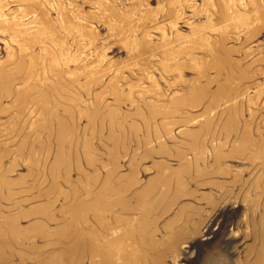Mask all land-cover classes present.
I'll return each instance as SVG.
<instances>
[{"label": "bare ground", "instance_id": "obj_1", "mask_svg": "<svg viewBox=\"0 0 264 264\" xmlns=\"http://www.w3.org/2000/svg\"><path fill=\"white\" fill-rule=\"evenodd\" d=\"M150 1L0 0V138L17 142L0 145V264H165L188 234L163 237L176 204L138 177L157 142L144 158L194 197L196 230L224 232L228 264H264V183L218 180L264 171V0ZM21 161L41 184H13Z\"/></svg>", "mask_w": 264, "mask_h": 264}, {"label": "rangeland", "instance_id": "obj_2", "mask_svg": "<svg viewBox=\"0 0 264 264\" xmlns=\"http://www.w3.org/2000/svg\"><path fill=\"white\" fill-rule=\"evenodd\" d=\"M94 1V0H93ZM97 3L96 4H90V6H89V4L87 5V6H89V8L87 7V6H84V8H86L84 11H89V10H99L98 9V2H100V0L99 1H97V0H95ZM104 1V0H103ZM105 1H107V0H105ZM159 2V0H151L150 2H151V8H152V6L155 8V7H157L158 8V4H160V3H158ZM163 1H165V0H163ZM108 2L109 3H111V0H108ZM123 2H124V0H123ZM156 2H157V4H156ZM126 3V5H127V0H126V2H124V4ZM80 4V3H79ZM81 5V4H80ZM91 5H92V8H91ZM94 5H97L96 7L94 6ZM156 8V9H157ZM93 12V11H92ZM156 36H157V34H156ZM261 43H262V45L260 46V48H263L264 49V37L261 35ZM3 45L0 43V48L2 47ZM262 52H264V50H262L261 51V53ZM258 53H260L259 51H258ZM117 57H115V60H117V61H119L120 59H121V61H125V59H126V56H125V54H124V56L122 57V58H120V59H116ZM118 58H119V56H118ZM264 60V59H263ZM263 60H261V61H263ZM120 62V61H119ZM260 63V65H257V67H259V68H261V69H264V65H262L263 64V62L261 63V62H259ZM262 65V66H261ZM191 76H193L192 74H190ZM190 75L187 73L186 74V77L189 79V77H190ZM189 76V77H188ZM260 78L261 79H259V81H256V82H260V83H264V74L263 75H261L260 76ZM187 79V80H188ZM161 84V83H160ZM160 86H163L162 84L160 85ZM0 120H2V121H5V119L4 118H0ZM142 130H141V132L144 130L143 128H141ZM13 136H11L10 138H6V140H4L5 139V137H1L0 138V145H6V143H8L7 145H9V149L10 150H13L15 147H16V144H17V142L15 141V140H11L12 142L11 143H9L10 142V139L12 138ZM138 138H141V137H138ZM134 139H136V138H133L132 140H131V142L134 140ZM139 142H140V140H138ZM137 140H134L133 141V143H135L136 144V142H138ZM130 142V143H131ZM157 141H155V143H156ZM132 143V146H131V149L130 150H136V149H133V147L135 148V146L137 145H135V144H133ZM153 143H154V141H153ZM159 145V144H161L160 142H157L155 145L153 144L152 145V143H151V145L153 146H149V147H151L152 149L153 148H155L156 147V145ZM165 144V143H164ZM157 145V147L155 148V149H159V146ZM155 146V147H154ZM145 147V146H144ZM149 147L147 146L146 148H144V149H146V151H144V149H142L143 151H137V153L139 154V153H141L142 155H143V157H142V155L140 156H138V154L136 155V158H138V160L140 161L141 159H143V162H145V160H146V162L145 163H142V162H139V163H142V165L141 164H139V169L138 170H142L141 172H140V174H143V175H140V176H138L139 177V179H140V181L141 180H144V183H143V181H141V184H148L149 183V181L147 182V179L149 180H152V181H150V183H154V184H156L157 183V186L160 188H158V187H156V190L157 189H159V191H158V194H159V192H160V194L159 195H164V196H166V197H162L163 199H169V198H167V197H171L168 201L165 199V201H167V203L164 201V203H163V201L161 202L162 204H164L163 205V207H161L162 206V204L160 203V206L158 207V208H155V209H157V211H158V213L160 214L162 211L161 210H163V211H166L167 209H168V205H169V207H170V205H172L173 203H171V201L172 202H174V204H176V205H174L175 207H172V211H170L169 212V216L168 217H166V215H165V217L166 218H169V220L168 219H166L165 217H164V219L162 218V222L161 223H159L161 226H164V221L166 220L167 221V224L169 223V225L170 224H172V225H168L167 227H166V229H165V231L166 230H170L171 228H173L174 229V227H175V229L176 230H179V231H181V236L180 237H182L183 236V234L184 233H186V234H188V236L186 235V236H183L182 238H179L177 241H175L174 239H170V237L166 240L167 241V243L165 242V244L166 245H164V247H162V249H166V248H168L169 247V245L168 244H171L170 246L171 247H169V248H171L172 249V244L174 243L175 244V246H174V250L173 251H171L172 252V255H170L171 254V252H170V254H168L169 253V251H167V249L164 251V253L167 251V253H166V255H167V258H168V255H170L169 256V258L167 259V261L165 262V264L167 263V264H204L205 263V261L206 260H208V259H214L216 262H217V264H228V263H230V261H229V256H228V253H227V251H226V249H225V247H224V232L223 231H213L212 233L213 234H211L210 236H206V235H204L203 233V231H201L202 230V228L200 229L199 228V230L197 231L196 229H198V228H196V226L197 227H199V225H200V218L198 219V218H196V217H198V216H196V213H195V206H196V203L194 202L195 201V199H194V197L192 196V197H188V196H186V197H183L182 196V198L180 197V194H179V192H178V190H176V191H174L176 188H175V184H176V182L175 181H173V179H172V182H175V183H171L170 184V186L172 185V186H174V189H172L171 190V188L172 187H169L170 189H167V191L165 192L164 191V189H162V187H161V185H159V184H161V182H159V184H158V181L157 182H155L156 180H158V179H156L155 177H156V175L158 174V168H156V167H158L156 164V162L158 161V163L159 162H162V161H165V158H164V160H162L161 159V161H159L160 160V158L161 157H164V156H161V155H157V150H152V152L154 153V155L151 153V156H150V158L152 157V160L151 159H149V157H145L144 158V154L143 153H146L147 152V149L148 150H150L149 149ZM143 148V147H142ZM174 148V149H173ZM171 150H172V152L174 153L175 152V150H176V148H175V146L173 147L172 145H171ZM174 150V151H173ZM100 152V151H99ZM155 152H156V154H155ZM131 153H128V155H130ZM135 156V155H134ZM155 156V157H154ZM263 159H264V153H263V156H261ZM132 156L129 158V160L131 161L132 159ZM156 158V159H155ZM159 158V159H158ZM12 160V156L10 155V156H8V157H6V158H4V160H3V164H4V166H6V165H8L9 164V162ZM126 160V161H125ZM125 160H123L122 162H121V164H124L125 166H126V164L128 163L129 164V161L127 162V159H125ZM151 160V161H150ZM155 160H157L156 162H155ZM125 161V162H124ZM153 161L155 162V166L154 167H150V166H153L154 165V163H153ZM256 161H258V160H256ZM260 162V161H259ZM255 163L256 164V166L254 165V167H251L253 170L254 169H256L255 167H259V165L258 164H260V163ZM152 163H153V165H152ZM168 163H170V164H173V168H175V167H177V166H175V164H176V162H173V163H171V161L170 162H168ZM175 163V164H174ZM232 163V164H231ZM243 163V164H242ZM228 164H231L232 165V172L233 173H235L236 171L237 172H240V173H242L241 175H239L240 176V178L241 179H239V178H237L238 177V175H236V176H232V175H229V176H227V178L225 179V178H223V179H218V180H220V181H223V182H226V184H241V183H243V181H247V183L246 184H258V183H260V184H262V183H264V171L263 172H261V171H254V173L255 174H253L252 173V169H250V163H246L245 161H239V162H229ZM145 165V166H144ZM147 165V166H146ZM230 165V166H231ZM143 166V167H142ZM148 166L150 167V170L148 169H145V170H147V171H143V169L144 168H148ZM246 167V168H244V167ZM262 166V165H261ZM238 167V168H237ZM142 168V169H141ZM246 169V171L244 170V169ZM264 168V167H263ZM158 169V170H157ZM243 169V170H242ZM258 169H261L260 167L258 168ZM257 169V170H258ZM122 170H124L123 172L125 173L126 171V169H122ZM241 170V171H240ZM235 171V172H234ZM249 171V172H248ZM144 172V173H143ZM149 172V173H148ZM123 173V174H124ZM126 173H128V171L126 172ZM125 173V174H126ZM239 173V174H240ZM249 173V174H248ZM260 173V174H259ZM262 173V174H261ZM121 174H122V171H121ZM231 174V173H230ZM235 174H237V173H235ZM259 174V175H258ZM251 175H253V177H251ZM232 176V177H231ZM248 176H250V177H248ZM260 176H262V177H260ZM142 177V178H141ZM152 177V178H151ZM229 177L230 178H234V179H229ZM244 177V178H243ZM258 177H260L261 179L259 180V178ZM8 178L13 182V184H34V180L36 181V179H35V173H33V172H29L28 171V167L27 166H25L24 165V163L21 161V162H19V166L16 168V171L15 172H13V173H11V174H8ZM236 178H237V180H236ZM245 178H247V179H245ZM251 178V179H250ZM257 178V179H256ZM154 179H156V180H154ZM146 180V181H145ZM229 180H232V181H229ZM235 180V182L233 183V181ZM259 180V181H258ZM195 181V180H194ZM194 181H189V185H190V187H189V185H188V187L191 189V190H187V191H189V196H191L192 195V193L193 192H191V191H194L195 189H196V183L194 182ZM238 181H241V182H239V183H236V182H238ZM252 181V182H251ZM258 181V182H257ZM36 182H38V181H36ZM2 184V183H1ZM38 184H41V182H38ZM45 184H47V182L45 183ZM192 184H195V186L194 185H192ZM192 186V187H191ZM194 187H195V189H194ZM188 188V189H189ZM187 189V188H186ZM155 190V191H156ZM160 190H162V191H160ZM156 191V192H157ZM171 191L173 192V193H171ZM191 192V193H190ZM162 193V194H161ZM170 194V196H169V194ZM177 193V194H176ZM166 194H168V196L166 195ZM172 194V195H171ZM173 196H175V199H176V201L178 202H175V200H174V197ZM176 196H178V197H176ZM187 197H188V199H187ZM179 198H181L182 200H180V201H178L179 200ZM184 198H186V199H184ZM170 203V204H169ZM166 204H168V205H166ZM166 205V206H165ZM182 206V205H186L187 207H186V209L183 211V212H180L181 213V217H184V218H186V219H182L181 217L179 218V216H175L176 214H180L179 213V211L177 210L178 208L177 207H179V206ZM164 206L166 207V209L164 208ZM163 208V209H161V208ZM188 207H191L190 209L188 208ZM174 208V209H173ZM194 208V209H193ZM158 209H161V210H158ZM192 210H194V211H192ZM208 210V209H207ZM156 210H155V212H157ZM209 211V210H208ZM154 212V209L152 210V217L153 218H156V216L158 217V215L159 214H154L155 213ZM172 212V213H171ZM174 213V214H173ZM151 214H150V216H151ZM183 214V215H182ZM185 214V215H184ZM154 215V216H153ZM174 215V217H172ZM160 216V215H159ZM187 216V217H186ZM194 218H192V217ZM206 216H209L208 214H206ZM229 214L226 216L228 219H232L233 217H232V215L230 216V218H229ZM172 217V218H171ZM173 219V220H171V219ZM192 218V219H191ZM205 218V217H204ZM175 219H176V221H175ZM171 220V222H169ZM185 220V221H184ZM193 220H195V221H193ZM178 221V222H177ZM181 222H186L187 224H185V223H181ZM195 222V224H193V223ZM166 223V222H165ZM184 224V225H183ZM191 224H193L194 225V227H193V225H191ZM183 226H186V228H184L185 230H181V229H183ZM200 227H202L201 225H200ZM168 228V229H167ZM194 228V229H193ZM240 228V229H239ZM238 228V233L239 234H237V236L238 235H240V236H242L243 235V237H247V242H249V244L250 245H253L254 243L251 241L252 239H249L250 237L252 238V235L251 234H248L247 236H245L247 233V231H242V233H241V230H244L243 228H242V226L241 227H239ZM242 228V229H241ZM196 230V231H195ZM215 230V229H214ZM163 231V233H165L164 234V236L162 235V234H157V236H156V238L158 237V236H160V238H161V236H163V237H166L165 235H168V231ZM199 231H201V232H199ZM183 232V233H182ZM195 232H197V233H195ZM198 232L200 233V235L198 234ZM203 232V233H202ZM235 232H237V230L235 229ZM243 233H245V234H243ZM203 234V235H202ZM197 235H199V236H197ZM239 236V237H240ZM212 237V238H211ZM159 238V237H158ZM187 240H186V239ZM210 238V239H209ZM183 239V240H182ZM209 239V240H208ZM169 240H172V242L171 241H169ZM183 241V242H185L186 241V243H184V245L186 244V245H188V246H184L183 245V243H182V245L183 246H181V242H179V241ZM169 242V243H168ZM180 243V245H176L177 243ZM188 242V243H187ZM168 245V246H167ZM189 245H191V246H189ZM222 245H223V247H222ZM256 245V244H255ZM167 246V247H166ZM177 246H180V247H183V248H185V249H180V247H177ZM168 248V249H169ZM175 248H177L178 249V252L180 253L181 251V253H180V256L176 253V252H174V251H177V250H175ZM186 248L187 249H189V250H186ZM170 249V250H171ZM181 250V251H180ZM177 254V257L175 256ZM182 255V256H181ZM182 257V258H181ZM178 258V259H177ZM175 259H177V260H175ZM184 259V260H183ZM187 260V261H186ZM185 261V262H184Z\"/></svg>", "mask_w": 264, "mask_h": 264}]
</instances>
